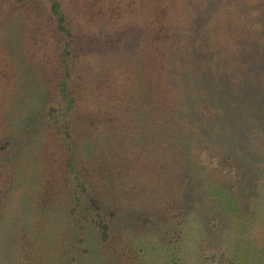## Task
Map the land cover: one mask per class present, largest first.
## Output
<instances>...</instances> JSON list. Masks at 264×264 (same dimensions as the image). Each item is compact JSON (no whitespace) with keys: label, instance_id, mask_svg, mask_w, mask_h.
<instances>
[{"label":"trees","instance_id":"trees-1","mask_svg":"<svg viewBox=\"0 0 264 264\" xmlns=\"http://www.w3.org/2000/svg\"><path fill=\"white\" fill-rule=\"evenodd\" d=\"M263 162L264 0H0V264H139L189 210L238 264Z\"/></svg>","mask_w":264,"mask_h":264},{"label":"rangeland","instance_id":"rangeland-1","mask_svg":"<svg viewBox=\"0 0 264 264\" xmlns=\"http://www.w3.org/2000/svg\"><path fill=\"white\" fill-rule=\"evenodd\" d=\"M254 22L255 25L258 23V21L256 23V19L254 20ZM255 30V33L260 31L257 26L255 27ZM240 47L241 45L239 44L238 48ZM210 62L212 63V60ZM207 85L208 82L204 79H202L198 84V91L200 94L199 96L202 99H206L207 93L209 91V87ZM194 90L197 93V86L194 88ZM220 90L221 92H225L222 86ZM196 93L193 92L191 96L193 98V105L196 101ZM223 98H225V96ZM217 102L220 103L218 99ZM235 102L237 103V100H235ZM190 123H193L192 119H190ZM251 127L253 129V126ZM245 129L250 130V128L248 129L246 127ZM253 142L254 141H252V143H250L246 147L248 149L247 151L243 150V152L247 154V156H251V154H249V148L250 146H254V144H256L255 142ZM229 147L233 148V145L229 144ZM216 159L217 158H215V160H212L213 165L216 163ZM248 159L246 160V165L242 169V171H244L245 173V176L243 174L240 177L242 180L240 183L235 184L236 188L241 186H248V182H246L247 184L243 183L244 179L247 178L246 173L249 174V172H255L253 164H251ZM243 161L244 159L242 160V162ZM247 163H250L252 167L251 165H247ZM218 165L221 166L220 164ZM259 166V170L261 173H259L260 178H258L256 181L258 183V186L255 190L253 189V191L246 192L247 195L249 194L252 197L250 202H248V208H246V210L244 211H241L243 207H246L245 204L247 202L244 203L245 206L233 205V207L231 208V205H229L231 209L228 211L231 213V215H233L232 217H234V220L233 223L230 224L232 226L224 230L222 248L223 251H225V254L231 255L229 257H233L235 260H237L238 264H264V162ZM186 167L190 170L196 167L195 162L191 157L189 162L186 163ZM24 176L25 179L28 178L26 174H24ZM195 179V177L192 178V180ZM229 184H232V182L227 183V185ZM23 185L25 184H22L20 186ZM209 190H211L210 192H213V189ZM241 192V190L235 191L232 197L237 194H241ZM210 195H212V193H210ZM215 196L222 202V204L226 203L224 195ZM244 198L246 197L244 196ZM195 216L196 215L194 214V211L189 210V212H186V218L184 221L185 223L183 225L184 234L183 239L180 242L172 244V246L166 248L157 249L156 247L153 248L154 245L152 246L151 243L146 241V243L149 244L148 251H144L145 253H143V259H139L137 260V262H139V264H202L201 262L206 261L207 263L209 260V256H211V254L215 251L211 246H209V239L206 238V236L202 235L198 223L199 221H197V218ZM234 250L235 252L233 253L232 251ZM204 258L207 259L204 260Z\"/></svg>","mask_w":264,"mask_h":264}]
</instances>
